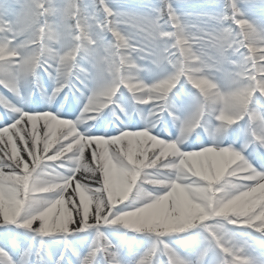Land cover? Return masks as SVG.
Listing matches in <instances>:
<instances>
[{
  "label": "snow or ice",
  "instance_id": "6c2138e0",
  "mask_svg": "<svg viewBox=\"0 0 264 264\" xmlns=\"http://www.w3.org/2000/svg\"><path fill=\"white\" fill-rule=\"evenodd\" d=\"M228 226L264 256V0H0V264H258Z\"/></svg>",
  "mask_w": 264,
  "mask_h": 264
},
{
  "label": "rangeland",
  "instance_id": "374dc122",
  "mask_svg": "<svg viewBox=\"0 0 264 264\" xmlns=\"http://www.w3.org/2000/svg\"><path fill=\"white\" fill-rule=\"evenodd\" d=\"M122 2L125 3L126 5L130 6V7H135V6H138L140 4L147 3V2L155 3L156 0H122ZM108 3L109 4H112L113 3V0H108ZM190 3L192 5V10L193 11H196V10L199 9V6L204 3V0H190ZM255 18H257V19L259 18L258 17V14H257V16ZM44 87L46 89L48 88V82H46V78H45ZM35 94H37V96H38V104H44L45 101H44V99L41 98V95L39 93H35ZM33 97H34V94L32 95L31 100L28 102L27 107H30L31 106V102L33 100ZM69 98L71 99V97H69ZM73 103H75V102H73ZM66 106H68L67 103H66ZM76 111H77V109H76ZM118 112H120V111L118 110ZM116 114H117V112L115 111L114 114H113V116H112V118H116L117 117ZM120 114L122 115L121 112H120ZM119 119L122 121L121 118H119ZM197 130L198 129L194 130L193 134ZM200 131H202V130L200 129ZM195 135L194 136H190L189 139L194 138ZM205 138H207V137H205ZM228 227H229V229H230L231 232L235 233L238 236V239H239L240 243L247 246V253L250 251L252 255L262 256L261 253H260L258 244L257 245H253V243H252L253 238H258L259 237V234L253 232L254 234H256L254 236L253 233H252V231L250 229L235 228L233 226H228ZM120 231L126 233V238H134L135 240H144V241H147V238L144 237V236H142V234L132 233L129 230H125V229H122V228L120 229ZM183 235H187V234H183ZM146 246L147 245L145 244V247ZM135 250H140L142 252V250H144V248L143 247H140V248H137Z\"/></svg>",
  "mask_w": 264,
  "mask_h": 264
},
{
  "label": "bare ground",
  "instance_id": "6f19581e",
  "mask_svg": "<svg viewBox=\"0 0 264 264\" xmlns=\"http://www.w3.org/2000/svg\"><path fill=\"white\" fill-rule=\"evenodd\" d=\"M58 97H56V99H57ZM54 102H55V100H53V101H51V106L52 107H56L55 105H54ZM41 107H43L45 110H50V108H49V105L48 104H43V106H41ZM41 107H36L38 110H39V108H41ZM79 111H80V109H79ZM79 111L77 112V115L79 114ZM107 111V110H106ZM116 112H117V117H119V118H121L122 120H124L125 119V116L122 114H120V112H118V110H116ZM52 114H55V113H52ZM72 117H74V116H69L67 119H74V118H72ZM132 119H136V117L135 116H133L132 117ZM169 130H170V132H175V129H173V128H169ZM53 147H55V144L53 145ZM135 252H141L140 250H134ZM143 251V250H142ZM248 255L252 258V259H254V260H256L257 262H258V264H259V262L262 260V259H264L263 257H259V256H255V255H252L251 254V252L249 251L248 252ZM257 257V258H256Z\"/></svg>",
  "mask_w": 264,
  "mask_h": 264
}]
</instances>
